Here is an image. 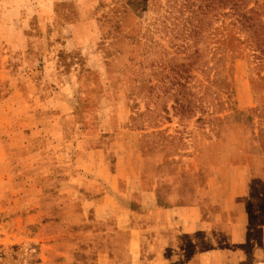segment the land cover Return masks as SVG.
Instances as JSON below:
<instances>
[{"label": "rangeland", "instance_id": "obj_1", "mask_svg": "<svg viewBox=\"0 0 264 264\" xmlns=\"http://www.w3.org/2000/svg\"><path fill=\"white\" fill-rule=\"evenodd\" d=\"M221 1L0 0V264H112L126 208L188 198L223 161L263 171L264 0L240 1L253 28Z\"/></svg>", "mask_w": 264, "mask_h": 264}, {"label": "crops", "instance_id": "obj_2", "mask_svg": "<svg viewBox=\"0 0 264 264\" xmlns=\"http://www.w3.org/2000/svg\"><path fill=\"white\" fill-rule=\"evenodd\" d=\"M5 126L0 124V136L7 133L4 131L8 127ZM18 130L21 131L20 128ZM3 139L2 136L0 160L5 157ZM165 181L163 179L160 185ZM173 184L169 205L157 201V205L151 207L147 202L139 212L126 208L121 220L116 219L106 226L108 262L133 264L136 259L131 246L146 240L147 251L152 256L137 259L139 264H166L164 254L168 246L176 247L173 250L183 254L182 258L187 262L184 264H264V169L261 171L254 160L221 162L216 173L204 186L199 185L192 193L189 192L188 198L180 192V184ZM150 194L143 193L146 196ZM115 196L116 191L110 188L104 201L95 205V211L101 216L106 203L113 205L109 206L110 210H116L117 206L112 201ZM181 199L187 200L180 203ZM134 213L141 217V222L133 221ZM202 237L209 247L202 251L197 249L196 254L201 256L185 255L187 249L183 246L205 244L204 241L199 242Z\"/></svg>", "mask_w": 264, "mask_h": 264}, {"label": "trees", "instance_id": "obj_3", "mask_svg": "<svg viewBox=\"0 0 264 264\" xmlns=\"http://www.w3.org/2000/svg\"><path fill=\"white\" fill-rule=\"evenodd\" d=\"M207 1L209 5V2H211V5H213L215 0H204ZM241 0H222L221 2L223 3L225 8H230L229 13L227 14L231 18H233L234 24L240 23L243 27H248V28H253L250 27V23L253 21V16H248L245 12H240V7H241ZM257 4H260L257 2ZM199 9H201V5L199 6ZM250 12L255 13V9H251Z\"/></svg>", "mask_w": 264, "mask_h": 264}]
</instances>
